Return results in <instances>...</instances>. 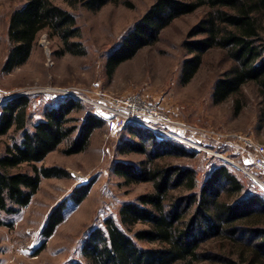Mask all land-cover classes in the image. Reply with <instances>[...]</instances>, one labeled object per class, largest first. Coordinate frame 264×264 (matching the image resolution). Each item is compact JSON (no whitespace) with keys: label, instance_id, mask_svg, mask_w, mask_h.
I'll use <instances>...</instances> for the list:
<instances>
[{"label":"trees","instance_id":"16d2710c","mask_svg":"<svg viewBox=\"0 0 264 264\" xmlns=\"http://www.w3.org/2000/svg\"><path fill=\"white\" fill-rule=\"evenodd\" d=\"M121 2L24 0L10 14L11 45L3 71L25 64L45 30L60 40L59 55L87 54L75 10L97 12L107 4ZM201 8L206 9L205 14L189 33L194 39L185 41L192 55L184 61L183 82L194 77L208 51L221 48L232 63L215 83L214 101L225 102L250 83L256 84L264 97V0H155L110 55L109 73L145 46L155 44L174 20ZM29 106L30 97L22 94L4 103L0 113V137L11 131L20 134L19 140L7 143L0 154V226L5 225V214H15L31 202L43 177L68 176L61 167L39 165L48 154L65 141H69L66 154L86 150L91 134L104 123L89 114L83 125L72 124L75 118L71 114L79 102L70 96L46 106L43 118L32 125ZM236 108L237 112L242 109L241 101L236 102ZM126 129L131 138L125 151L138 150L148 157L140 165L118 161L115 172L128 183L152 182L153 190L122 205L121 226L109 217L104 227L93 229L83 244V259L72 264H264L263 195L257 192L232 201L244 185L225 165L210 174L199 193H186L197 188L196 171L166 162L172 154H185L183 145L161 140L137 125ZM64 204L51 213L45 236H51L62 222ZM241 233L250 238L243 240ZM212 237L223 244L205 253L203 246Z\"/></svg>","mask_w":264,"mask_h":264},{"label":"rangeland","instance_id":"374dc122","mask_svg":"<svg viewBox=\"0 0 264 264\" xmlns=\"http://www.w3.org/2000/svg\"><path fill=\"white\" fill-rule=\"evenodd\" d=\"M154 2L122 0L119 4H107L97 12L79 8L75 15L87 54L59 55L60 40L45 30L40 33L28 61L4 72L11 45L8 36L10 14L24 0H0V113L4 103L25 94L30 97L32 125L43 118L46 106L56 105L65 97L58 92L61 89H71L86 97L93 95L95 90L115 95L140 92L161 103L173 119L186 124L183 132L191 143L179 142L185 154L176 153L166 158L169 164L196 171L197 188L185 190L186 193H199L210 174L225 165L244 185L242 193L231 198L232 201L257 192L264 196L260 183L264 184V174L253 165L249 156L245 157L229 142L235 135L242 134L264 143V97L257 85H245L242 93L225 102L214 101L215 83L232 63L221 48H213L204 55L200 69L189 82L184 83L182 79L184 61L192 55L185 41L194 39L189 33L203 18L205 8L174 20L155 44L145 46L109 73L110 55ZM74 99L79 102V107L71 114L75 118L72 124L83 125L89 114L96 115L104 123L95 128L86 150L66 154L64 149L69 141H65L39 163L61 167L68 176L43 177L38 192L27 206L15 214L4 215L5 225L0 226V264H72L81 261L83 244L93 229L104 227L109 217L121 226L119 212L122 205L153 190L152 182L128 183L115 172L118 161L140 165L148 157L138 150L125 151L124 145L131 138L126 127L111 130L109 117L90 103ZM238 100L242 102V109L237 112ZM78 133L79 130L74 136ZM19 138L20 134L14 131L0 137V154L7 143ZM248 172L260 182L251 178ZM62 203H65L63 220L47 237L44 229L48 219ZM239 236L243 240L250 238L244 233ZM213 237L204 244L205 253L223 244L222 240ZM224 243L233 250L226 241Z\"/></svg>","mask_w":264,"mask_h":264},{"label":"built area","instance_id":"2783aa9c","mask_svg":"<svg viewBox=\"0 0 264 264\" xmlns=\"http://www.w3.org/2000/svg\"><path fill=\"white\" fill-rule=\"evenodd\" d=\"M64 96H71L90 103L94 108L110 118V128H125L138 125L154 132L161 139H170L180 143H191L183 132L186 124L173 119L158 101L150 100L140 92L126 95L108 94L95 90L86 97L73 90H58ZM240 150L245 157H250L253 165L264 174V143H260L247 135H235L229 141ZM197 147V145H194ZM199 148V147H198ZM250 176L251 173L248 172Z\"/></svg>","mask_w":264,"mask_h":264},{"label":"bare ground","instance_id":"6f19581e","mask_svg":"<svg viewBox=\"0 0 264 264\" xmlns=\"http://www.w3.org/2000/svg\"><path fill=\"white\" fill-rule=\"evenodd\" d=\"M251 178H253V179L257 180L258 182H260L254 175H252ZM260 183H261V186H262V188L264 190V184L262 182H260Z\"/></svg>","mask_w":264,"mask_h":264}]
</instances>
